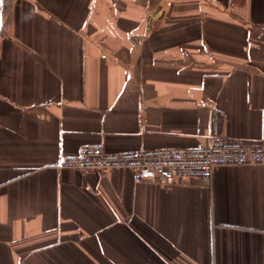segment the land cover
Instances as JSON below:
<instances>
[{"label": "crops", "instance_id": "1", "mask_svg": "<svg viewBox=\"0 0 264 264\" xmlns=\"http://www.w3.org/2000/svg\"><path fill=\"white\" fill-rule=\"evenodd\" d=\"M213 134L264 146V0L0 2V264H264V164L58 166Z\"/></svg>", "mask_w": 264, "mask_h": 264}, {"label": "built area", "instance_id": "2", "mask_svg": "<svg viewBox=\"0 0 264 264\" xmlns=\"http://www.w3.org/2000/svg\"><path fill=\"white\" fill-rule=\"evenodd\" d=\"M264 164V146L227 135L213 134L207 143L190 147H166L115 152L101 143L82 145L76 152L61 155L60 168L78 170L110 168L129 170L137 181L164 185L176 179L211 182L216 166Z\"/></svg>", "mask_w": 264, "mask_h": 264}, {"label": "snow or ice", "instance_id": "3", "mask_svg": "<svg viewBox=\"0 0 264 264\" xmlns=\"http://www.w3.org/2000/svg\"><path fill=\"white\" fill-rule=\"evenodd\" d=\"M0 2H2V0H0Z\"/></svg>", "mask_w": 264, "mask_h": 264}]
</instances>
